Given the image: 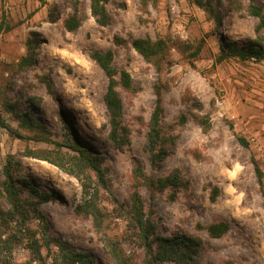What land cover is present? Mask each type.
<instances>
[{"label":"rangeland","instance_id":"1","mask_svg":"<svg viewBox=\"0 0 264 264\" xmlns=\"http://www.w3.org/2000/svg\"><path fill=\"white\" fill-rule=\"evenodd\" d=\"M90 4L0 0V110L25 136L0 123V186L12 155L20 162L18 177L51 196L39 204L42 216L34 214L30 227L42 242L44 236L55 237L91 252L95 264H117L108 239L128 264H146L128 223L134 190L146 214L154 215L158 233H186L200 242L194 262L166 264H264V58L248 55L252 48L264 50V25L250 11L252 4L264 10V0H109L106 26L96 21ZM75 8L87 17L71 31L64 20ZM214 12L222 15L220 25ZM137 38L164 40L165 55L145 59L132 46ZM44 44L51 46L49 52ZM107 50L134 83L127 89L120 73L114 77L126 140L120 147L108 138L110 78L92 57ZM158 90L165 134L176 143L153 165L149 132ZM24 113L58 143L36 139L41 132L21 122L18 114ZM76 141L101 156L106 169L109 188L99 187L95 213L84 205L77 176L36 157L60 153L68 160L75 153L59 143ZM136 166L153 178L178 171L181 184L156 191L145 183L135 186ZM0 207L7 208L1 199ZM220 222L228 224L227 231L210 235L208 226ZM42 252L50 263L59 249L51 244ZM5 260L39 264L24 242Z\"/></svg>","mask_w":264,"mask_h":264},{"label":"trees","instance_id":"2","mask_svg":"<svg viewBox=\"0 0 264 264\" xmlns=\"http://www.w3.org/2000/svg\"><path fill=\"white\" fill-rule=\"evenodd\" d=\"M108 2L109 0H90L91 13L102 26L110 23V14L106 7ZM212 11L213 9L211 8V13ZM250 11L264 25V10L262 6L252 4ZM86 17L87 15L85 13L80 14L78 8H75L74 13L64 20V25L68 30L75 31L81 26V23ZM213 19L216 25H220L222 15L219 12H214ZM132 46L147 60L163 57L166 50V44L162 39L154 41L150 38H137L132 40ZM237 53L239 52L237 51ZM240 54L247 55V53ZM248 55L262 59L264 58V50L262 48H252ZM92 57L110 78L105 94V103L110 125L108 138L112 145L120 147L126 140L124 133H120L123 105L121 97L116 90L118 81L114 77L117 73H120V83L127 89L132 88L134 83L128 72H119L114 66L112 50H107L106 52L96 51L92 54ZM162 113V94L158 90L157 103L152 115L149 132L150 144L148 151L153 165H158L163 162L170 152L174 150L176 143L174 136L165 134V128H163L162 124ZM18 115L21 117V122L28 128L31 130L37 129L41 132V134H35V137H38L36 139L58 143L54 142L51 136L47 134L42 123L28 117L26 113ZM0 123L19 138H25L23 134L12 128L5 121L1 110ZM241 141L246 143L244 139H241ZM59 145H67L75 154H70L68 160L60 156V153L54 154L53 156L46 154L37 155L36 157L49 161L77 176L81 181L84 193V205L91 213H95L97 211L96 202L99 187L104 189L109 188L106 169L102 164L101 156L94 153L91 148L81 144L79 141L69 142V144L59 143ZM19 166L20 162L16 161L12 155L7 157L3 165L5 178L2 186H0V199L7 208L0 207V264H10L5 259L12 254L15 244L18 242H24L26 244L35 260L39 261V264H95L94 256L91 252L77 250L63 240L55 237L48 238L44 236L43 239L45 241L42 242L40 240L38 234L30 227V222L34 214L40 215L38 210L39 204L50 200L51 196L49 193L41 191L32 180L18 177L17 170ZM90 172L93 173L95 178H92L89 174ZM133 175L135 186H138L140 183H145L151 191L164 189L168 185L178 187L181 184L178 171L164 177L153 178L151 176L146 177L142 172V168L136 166ZM26 189L29 191L28 195H26ZM78 210H80V207H78ZM128 223L130 229L134 231L146 252V264H166V262L172 263L173 261L190 263L194 262L199 255L200 242L196 238L186 233L170 236L157 232V221L152 213L146 214L144 202L138 190H134L132 193V205ZM228 227L226 222L213 223L208 226V231L210 235L220 237L227 231ZM51 244L58 247L59 254L49 263L44 259L42 249L43 246L50 249ZM106 245L109 247L110 253L117 264H128L126 259L119 253L114 241L111 242V239H108ZM12 264L29 263L13 262Z\"/></svg>","mask_w":264,"mask_h":264},{"label":"bare ground","instance_id":"3","mask_svg":"<svg viewBox=\"0 0 264 264\" xmlns=\"http://www.w3.org/2000/svg\"><path fill=\"white\" fill-rule=\"evenodd\" d=\"M43 49H44V53H45V52H49L50 49H51V46H50V45H46V44H44V45H43Z\"/></svg>","mask_w":264,"mask_h":264}]
</instances>
